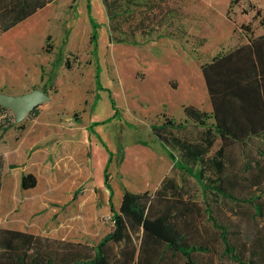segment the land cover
<instances>
[{
  "label": "rangeland",
  "instance_id": "1",
  "mask_svg": "<svg viewBox=\"0 0 264 264\" xmlns=\"http://www.w3.org/2000/svg\"><path fill=\"white\" fill-rule=\"evenodd\" d=\"M230 2L186 0L188 34L182 40L161 37L140 45L113 42L102 0H55L0 33V92L18 95L38 87L51 96L38 105L36 115L17 122L24 124L23 129L11 127L4 133L12 161H21L35 135L48 133L46 140L51 143L43 148L63 157L76 151L77 159L87 163L88 173L83 183H65L54 190L39 174L36 187L27 190L20 180L7 181L18 174L21 177L24 164H15L20 168L5 172L2 197L7 210L0 216L1 224L21 223L35 234L95 245L114 224L105 183L107 164L117 210L125 188L154 192L165 176H171L189 197L202 201L199 182L173 167L151 125L165 120L164 113L185 120L187 104L210 111L202 64L264 32L260 24L264 0ZM252 4L261 9L260 16L254 17ZM90 14L98 22L95 54ZM0 120L7 124L15 121V115L11 109H0ZM194 130L191 122L185 135ZM20 143L23 155L14 152ZM231 155L234 168L243 166L239 164L242 157L248 162L264 159V140L252 137L243 145L233 143ZM51 165L57 171L58 165ZM56 176L65 177L64 173ZM231 190L241 196L262 195L257 201L262 203L260 215L252 203L227 199L213 201V209L236 231L232 240L246 239L243 258L250 264H263L264 183L256 189L237 185ZM205 256L216 264H239L223 254L219 242ZM166 258L168 264H180L178 257L168 254Z\"/></svg>",
  "mask_w": 264,
  "mask_h": 264
},
{
  "label": "trees",
  "instance_id": "2",
  "mask_svg": "<svg viewBox=\"0 0 264 264\" xmlns=\"http://www.w3.org/2000/svg\"><path fill=\"white\" fill-rule=\"evenodd\" d=\"M53 1L0 0V33ZM102 1L113 42L140 45L161 37L182 40L188 34L184 21L186 0ZM233 3L231 0L230 5ZM87 7L90 12V3ZM252 8L256 9L254 17L260 16L261 9L254 4ZM89 20L95 54L98 22L91 14ZM260 24L264 28V16ZM50 38L48 35L47 40ZM202 72L212 109L187 104L185 120L178 121L164 113L165 120L151 125L153 134L174 161L173 167L199 182L202 201L189 197L171 176H165L154 192L125 188L117 210L107 164L105 183L110 190L114 223L108 233L90 246L0 226V264H168V254L180 258V264H216L205 255H210L218 242L223 245L224 255L239 264H250L243 258L246 239L232 240L236 231L215 215L213 201L252 203L256 214H262V203L257 202L260 193L241 196L231 189L237 185L256 189L264 183V159L248 162L242 157L239 164L243 166L234 168L230 164H236L231 144L243 145L252 137L264 140V32L228 52L216 54L202 64ZM98 80L97 72L99 87ZM0 109L9 108L0 105ZM37 112L36 107L29 115ZM191 122L195 130L185 135ZM11 127L25 126L0 120V135ZM110 159L111 155L108 162ZM2 168L0 158V189ZM37 181L34 173L23 174L21 187L33 188Z\"/></svg>",
  "mask_w": 264,
  "mask_h": 264
},
{
  "label": "crops",
  "instance_id": "3",
  "mask_svg": "<svg viewBox=\"0 0 264 264\" xmlns=\"http://www.w3.org/2000/svg\"><path fill=\"white\" fill-rule=\"evenodd\" d=\"M263 33V32H262ZM261 33V34H262ZM259 34V35H261ZM258 36V35H257ZM207 88V87H206ZM212 106V103H211ZM7 132V131H6ZM5 132V133H6ZM47 134L48 133H43V134H38L35 135L33 137V141H32V146L24 151V155L22 150L19 148V146H21L23 143H20L17 148H16V153L23 155L21 161H19V163H15L14 161H12L13 159L10 157V152L7 150L8 147L6 148L7 145V139L5 134H3L2 136L0 135V139H2L0 141V158L2 160V164H3V168H2V180H1V189H0V216L2 213H4V211H6L7 209L4 208L5 204H4V199H3V187H4V179L6 176V170L9 169L8 171H13L16 170L15 168H20L18 165L15 164H24V168L23 170H21L22 172L13 176L12 179H8L7 181H18L22 179L23 174L26 173H34L37 176V179L39 181V174H43L44 178H46L45 183L48 184L50 187V189L54 190L56 188V186L58 185H62L65 183H83V180H87L88 178V173H87V166H86V162H82L81 160H78L76 157V151H71L67 153V157H63L61 156V154L59 152H52L50 149H44L43 146H48L49 143H51V140L47 142ZM50 134V133H49ZM39 137H41V139H43L41 141V139L39 140ZM55 154H56V158H55ZM64 154V153H63ZM52 156H54L55 160H52ZM87 161V160H86ZM51 164H57V171H53L52 169V165ZM61 164H64V166H66L65 168H62ZM37 166V169H36ZM35 167V169H34ZM62 170V171H61ZM55 174H53V173ZM44 173H47V175H45ZM63 174L65 175V177L63 179H59L56 174ZM21 183V182H20ZM36 187V186H35ZM34 188V187H33ZM31 189V188H29ZM80 191V188H78ZM77 189V190H78ZM28 190V189H27ZM6 224H1L0 221V226L1 227H5V228H9V229H15V230H22V231H27L25 230V228L22 227V224L20 223H14V222H8L6 221ZM30 232V231H27ZM33 233V232H31ZM35 234V233H34Z\"/></svg>",
  "mask_w": 264,
  "mask_h": 264
},
{
  "label": "water",
  "instance_id": "4",
  "mask_svg": "<svg viewBox=\"0 0 264 264\" xmlns=\"http://www.w3.org/2000/svg\"><path fill=\"white\" fill-rule=\"evenodd\" d=\"M51 96L42 88L35 87L30 91L14 95L0 92V105L11 109L15 122L25 119L38 105L50 100Z\"/></svg>",
  "mask_w": 264,
  "mask_h": 264
}]
</instances>
